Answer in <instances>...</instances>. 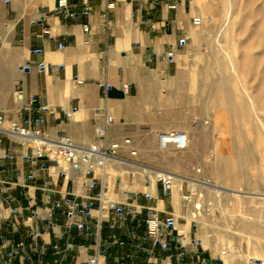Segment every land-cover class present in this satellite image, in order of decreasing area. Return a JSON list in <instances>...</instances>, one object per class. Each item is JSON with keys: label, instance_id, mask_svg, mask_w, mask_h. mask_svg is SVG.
Returning a JSON list of instances; mask_svg holds the SVG:
<instances>
[{"label": "crops", "instance_id": "obj_1", "mask_svg": "<svg viewBox=\"0 0 264 264\" xmlns=\"http://www.w3.org/2000/svg\"><path fill=\"white\" fill-rule=\"evenodd\" d=\"M68 1L74 14L65 16L55 10L57 0H0V264L10 258L11 264H52L55 244L69 264H89L95 255L98 264H250L246 248L205 232L195 219L182 177L189 167L173 171L178 176L170 188L155 177L158 155L172 150L158 147L157 132L185 128L193 148L194 132L202 129L190 120L188 74L181 71L197 28L195 1L114 0L108 28L105 0ZM44 27L50 33H42ZM124 82L130 83L127 93ZM106 111L114 115L109 137L131 136L137 152L123 148L120 160L89 175L65 159L37 157L33 142L8 131L17 121L40 127L49 138L68 134L85 144L97 139L95 127ZM198 180H190L193 190L204 184ZM150 206L173 220L167 251L146 237Z\"/></svg>", "mask_w": 264, "mask_h": 264}, {"label": "rangeland", "instance_id": "obj_2", "mask_svg": "<svg viewBox=\"0 0 264 264\" xmlns=\"http://www.w3.org/2000/svg\"><path fill=\"white\" fill-rule=\"evenodd\" d=\"M194 1L201 22L181 71L190 120L202 129L193 148L189 134L188 153L171 148L156 162L171 171L189 167L182 177L205 232L264 257V0ZM193 178L204 184L193 190Z\"/></svg>", "mask_w": 264, "mask_h": 264}, {"label": "built area", "instance_id": "obj_3", "mask_svg": "<svg viewBox=\"0 0 264 264\" xmlns=\"http://www.w3.org/2000/svg\"><path fill=\"white\" fill-rule=\"evenodd\" d=\"M114 0L104 1V10L102 12L103 24L106 28L109 27V11L114 7ZM170 7L176 8V2H170ZM55 10L61 12L65 16L74 14L69 9L68 0H57ZM92 7L90 4H86L83 9L85 15H90ZM193 22L198 24L201 22V16L197 15L193 18ZM83 29L85 32L90 30V23H83ZM42 33H50L49 27H44ZM90 40L86 39L88 43ZM62 45V43H60ZM173 51H167L166 57H172ZM130 83H123V90L127 93L129 91ZM108 85H105L107 91ZM106 94L104 98H106ZM43 121L42 118L37 119L38 123ZM114 121V115L108 111L105 112L103 121L96 125L95 133L97 139L85 143L79 144L68 134H62L55 139L49 138L45 135L44 131L40 127H29L20 124L17 121H12L8 128V131L20 135L25 142H33L36 145V156L43 157L45 155L54 158H62L67 160L71 167L75 171H81L85 175L92 173L97 167L104 168L110 161L120 160V152L123 148H129L132 153H136L137 149L133 147V139L131 136H125L122 139H111L109 137L108 129L111 123ZM4 122V115L0 110V125ZM158 147L161 149H187L190 145V135L187 130L183 128H175L170 130H159L157 132ZM177 174L171 170L157 168L155 170V177L158 181H161L167 188H170L176 178ZM99 199L103 201V194H99ZM60 205V201L56 202ZM110 207H115L114 201H109ZM116 220L112 225H116ZM146 225V237L150 239L155 245H159L161 251H167L169 243L167 241L168 236L172 235L174 224L172 219L163 220L160 216V211L155 206H150L145 218ZM135 231H132V235H135ZM115 238V234L112 235ZM137 247H142L141 242L136 243ZM54 258L52 264H69L66 261L65 254L62 252L58 244L53 246ZM154 257V250H151L150 255L147 257V262L151 263ZM12 259H9L11 264ZM89 264H98L97 256H91L89 258ZM250 264H264V257L251 256Z\"/></svg>", "mask_w": 264, "mask_h": 264}, {"label": "bare ground", "instance_id": "obj_4", "mask_svg": "<svg viewBox=\"0 0 264 264\" xmlns=\"http://www.w3.org/2000/svg\"><path fill=\"white\" fill-rule=\"evenodd\" d=\"M199 181V180H198ZM201 183V182H200ZM218 190V189H217Z\"/></svg>", "mask_w": 264, "mask_h": 264}]
</instances>
